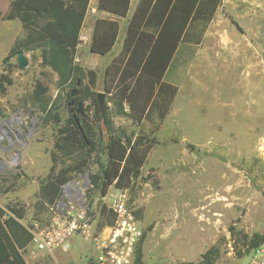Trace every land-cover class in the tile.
I'll return each instance as SVG.
<instances>
[{
  "label": "rangeland",
  "instance_id": "obj_1",
  "mask_svg": "<svg viewBox=\"0 0 264 264\" xmlns=\"http://www.w3.org/2000/svg\"><path fill=\"white\" fill-rule=\"evenodd\" d=\"M230 1L227 8L233 16L224 25L232 31L219 28L222 19L217 13L216 23L206 32L210 37L231 36L244 44L221 47L227 53L201 55L198 63L191 59L172 67L167 79L180 84V94L157 130L148 121L135 124L127 105H118L103 90L101 57L92 56L87 44L80 43L57 68L42 55L47 43L21 50L28 65L20 70L11 48L23 37L21 24L17 19L0 20V207L22 209L26 226L48 223L40 184L69 167L72 157L55 147L57 127L46 112L57 111L61 124L72 116L67 106L69 92L74 89L76 95L88 87L87 71L94 70L96 83L90 89L104 92L113 130L127 134L141 130L154 139L139 175L125 188L128 205L143 227L140 264L195 262L213 244L219 251L214 264H264V245L238 256L229 231L233 227L248 234L264 233V0ZM8 4L9 0H0L2 13ZM248 42L256 51L250 52L249 63L237 53ZM205 43L207 49L212 48L208 38ZM234 49L240 56L235 60L229 54ZM38 82L46 89L44 113L32 100ZM81 102L84 116L93 120V100ZM99 125V140L105 143V129ZM86 164L87 168L65 174L68 179L60 195L67 183L75 186L85 174L97 171L96 155L88 157ZM90 189L86 196L99 207L101 196ZM104 217H109L106 210L97 223ZM69 242L67 251L57 248L51 254L29 244L22 251L25 264H84L94 259L90 240L73 234Z\"/></svg>",
  "mask_w": 264,
  "mask_h": 264
},
{
  "label": "trees",
  "instance_id": "obj_2",
  "mask_svg": "<svg viewBox=\"0 0 264 264\" xmlns=\"http://www.w3.org/2000/svg\"><path fill=\"white\" fill-rule=\"evenodd\" d=\"M222 0H137L132 14L128 17L123 43L119 53L105 66L103 71V90L118 105H127L128 115L141 124L148 121L157 130L169 114L178 87L165 80L164 76L173 61L174 54L181 42L199 44L204 32L213 19ZM89 0H9L5 13L0 10V20L17 19L24 32L11 48V53L27 51L32 46L47 43L42 49L44 58L57 68L59 62L76 51L80 42V32L88 9ZM130 0H98V10L111 17H98L89 50L99 55L106 54L115 44L120 17L129 11ZM88 87L70 99L75 103L92 99L95 106L93 120L79 116L78 124L73 115L61 124L59 113H48L45 101V87L37 83L32 100L43 113L51 116L57 127L55 147L63 155L72 157V163L57 175H49L39 187L43 201L53 202L61 192V185L68 179L65 174L70 170L87 168V158L96 155L97 171L88 175L91 189L102 196L114 184L127 188L135 179L146 162L154 145L149 134L124 130H113L112 120L108 117L109 105L104 101L100 110L97 93L90 88L95 86L96 72L88 70ZM7 80L5 76L1 77ZM8 82H10L8 80ZM0 87L2 85L0 84ZM105 129L106 141L102 139ZM99 143L102 149L99 151ZM193 148L192 145H189ZM102 156V157H101ZM90 189V190H91ZM103 212V211H102ZM22 209L0 207V264H25L22 251L32 239L29 226L23 224ZM104 217L97 223L100 227L110 222ZM235 254L242 256L264 245V233L248 234L229 227ZM136 251L135 263H141L140 244ZM219 251L216 244L211 245L198 261L178 264H214Z\"/></svg>",
  "mask_w": 264,
  "mask_h": 264
},
{
  "label": "built area",
  "instance_id": "obj_3",
  "mask_svg": "<svg viewBox=\"0 0 264 264\" xmlns=\"http://www.w3.org/2000/svg\"><path fill=\"white\" fill-rule=\"evenodd\" d=\"M78 60V59H77ZM91 187L88 175L83 182L63 186V193L53 202H44L49 221L29 227L32 233L30 245L40 253L51 254L54 249L67 251L70 237L79 234L90 240L96 255L84 264H136V251L143 237V227L128 205L125 188L111 184L101 196V205L89 200L86 190ZM111 217L100 227L97 219L102 211Z\"/></svg>",
  "mask_w": 264,
  "mask_h": 264
},
{
  "label": "crops",
  "instance_id": "obj_4",
  "mask_svg": "<svg viewBox=\"0 0 264 264\" xmlns=\"http://www.w3.org/2000/svg\"><path fill=\"white\" fill-rule=\"evenodd\" d=\"M97 3H98V0H89L88 9H87V12H86V15H85V19H84V22H83V26H82L81 32H80V42H79V44L80 43L87 44L88 50H89V43L91 41L92 34H93L95 20L98 17H111L109 13H107L105 11L98 10ZM136 4H137V0H130V6H129V11H128L127 15L125 17H120L118 19L119 31H118V35H117L115 44H114V46L112 47L111 50H109L104 55H99V54H96V53H92L89 50V52H90V54L92 56L101 57V65L103 66V71H104L105 66L111 61V59L114 56H116L119 53V51L121 49V46H122V43H123V38H124L125 32H126L127 20H128V17L134 11V8H135ZM229 4L230 5L232 4L230 0H222L221 5L217 8V10H216V12H215V14L213 16V19L211 20V22L209 23V25L207 26L206 29L210 28V26H212V23H214V22L216 23V18H217L216 15H217V13H221V16L218 18V19H222V22L218 21L219 28L223 27L224 30L228 29V31H230V32L232 31L226 25H224V21L225 20H229L230 19L229 17L233 16V14H232L233 12L229 11V9L227 8V6H229ZM222 13L224 15H226L225 18H222ZM218 26L215 25V28L218 29ZM233 26H234V24H233ZM235 29H236V27H235ZM207 34L208 33L205 30L203 38H202V40H201V42L199 44L191 43V42H181L178 45V48H177V50H176V52L174 54V57H173V61H172L171 65L169 66V68L167 69L166 73H165L164 78H165L166 81L170 82L167 79L169 70L172 67H175V65H178L180 62L184 63L185 61H187V60L190 61L192 59L196 63H198V59H199V57H201V55H203V56L204 55L208 56V54L220 55L223 52L227 53V51H225L226 49H222L221 47H227V49H228L229 47L232 48L233 44L236 47L242 46V44H244L240 40L234 41L233 38H231V36H223L222 35L220 37H210ZM207 38L209 39V42H210L212 48H209V49L206 48L205 40ZM78 45H77V47H78ZM250 45H251V42H248L246 44V49L245 50L244 49H240L237 52L238 54H241L243 56V58H245L247 63H249V61H250V56H249L250 52L251 51L256 52V51H254V50H252L250 48ZM247 48H249V49H247ZM240 52H242V53H240ZM259 52H260V50H257V54ZM261 52L263 54V50ZM234 53H235V49H234V51L229 53V54H233L232 56H234L233 57L234 60L237 59L238 57H240L237 53L236 54H234ZM262 62H264V61H262ZM263 66H264V64H263ZM188 72L189 71L185 72L184 77H185V75H187ZM188 76H189V74H188ZM103 78H104V75H103ZM170 83H173V82H170ZM103 84H104V82H103ZM176 86L178 87V91H177V94H176L178 96V93L180 94V87L181 86H180V84L176 85ZM169 114H170V112H169ZM168 115L162 121V123L160 124V127H161L162 124L165 123V121L168 118Z\"/></svg>",
  "mask_w": 264,
  "mask_h": 264
},
{
  "label": "water",
  "instance_id": "obj_5",
  "mask_svg": "<svg viewBox=\"0 0 264 264\" xmlns=\"http://www.w3.org/2000/svg\"><path fill=\"white\" fill-rule=\"evenodd\" d=\"M6 60H8V58H6ZM28 65V59L27 57L24 55V53L21 51V50H18L16 52V64L15 66L22 70L24 69L26 66ZM79 81H77L78 83ZM75 90L72 89L71 90V93H70V96L73 97L75 95ZM97 99H98V107L99 109L101 110L102 107H103V104H104V101H105V94L104 92H98L97 93ZM74 101L71 99L68 103H67V106L70 107L71 105H73ZM83 106H84V103L83 102H78L77 104V109H76V112H74L72 115H73V118L75 120V122L78 124V120H79V116L80 115H84L83 114Z\"/></svg>",
  "mask_w": 264,
  "mask_h": 264
},
{
  "label": "flooded vegetation",
  "instance_id": "obj_6",
  "mask_svg": "<svg viewBox=\"0 0 264 264\" xmlns=\"http://www.w3.org/2000/svg\"><path fill=\"white\" fill-rule=\"evenodd\" d=\"M74 103H75V102H74ZM74 103H73V105L70 106V111L72 112V114H73V109H72V107L74 106Z\"/></svg>",
  "mask_w": 264,
  "mask_h": 264
}]
</instances>
